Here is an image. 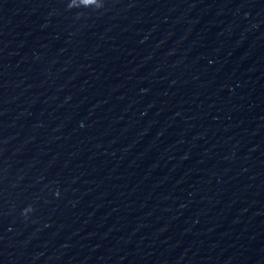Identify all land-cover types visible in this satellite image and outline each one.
Masks as SVG:
<instances>
[{
  "label": "clouds",
  "instance_id": "1",
  "mask_svg": "<svg viewBox=\"0 0 264 264\" xmlns=\"http://www.w3.org/2000/svg\"><path fill=\"white\" fill-rule=\"evenodd\" d=\"M85 3H86V4L95 3V0H85ZM68 8L71 9L70 7H68ZM31 211H33V209H32L31 206H29V207H27V208H25V209L23 210L22 215H26L28 212H31Z\"/></svg>",
  "mask_w": 264,
  "mask_h": 264
}]
</instances>
